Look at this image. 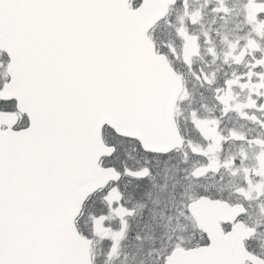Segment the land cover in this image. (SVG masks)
I'll return each mask as SVG.
<instances>
[{
  "label": "snow or ice",
  "instance_id": "obj_1",
  "mask_svg": "<svg viewBox=\"0 0 264 264\" xmlns=\"http://www.w3.org/2000/svg\"><path fill=\"white\" fill-rule=\"evenodd\" d=\"M0 264H264V0H0Z\"/></svg>",
  "mask_w": 264,
  "mask_h": 264
}]
</instances>
